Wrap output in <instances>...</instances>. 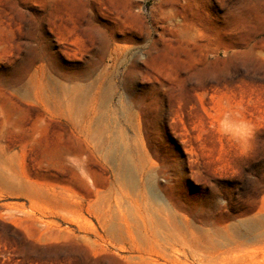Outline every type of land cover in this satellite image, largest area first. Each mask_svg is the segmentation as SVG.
<instances>
[{
	"label": "rangeland",
	"instance_id": "374dc122",
	"mask_svg": "<svg viewBox=\"0 0 264 264\" xmlns=\"http://www.w3.org/2000/svg\"><path fill=\"white\" fill-rule=\"evenodd\" d=\"M0 264H264V0H0Z\"/></svg>",
	"mask_w": 264,
	"mask_h": 264
},
{
	"label": "bare ground",
	"instance_id": "6f19581e",
	"mask_svg": "<svg viewBox=\"0 0 264 264\" xmlns=\"http://www.w3.org/2000/svg\"><path fill=\"white\" fill-rule=\"evenodd\" d=\"M244 226H245V228L249 229L252 226V224L247 221L244 223Z\"/></svg>",
	"mask_w": 264,
	"mask_h": 264
}]
</instances>
